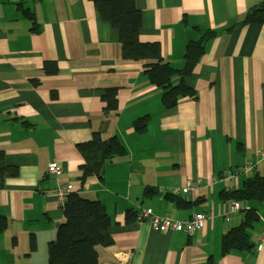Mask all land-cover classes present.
Returning a JSON list of instances; mask_svg holds the SVG:
<instances>
[{
    "label": "crops",
    "instance_id": "crops-1",
    "mask_svg": "<svg viewBox=\"0 0 264 264\" xmlns=\"http://www.w3.org/2000/svg\"><path fill=\"white\" fill-rule=\"evenodd\" d=\"M263 2L135 0L139 40L159 43L177 70L190 42L215 33L185 79L194 96L166 110L163 92L144 75L152 62L124 60L118 31L89 0H0V151L18 170L0 179V216L8 223L0 264H48V244L65 222L59 183L101 202L111 219L112 243L97 247L99 264H264V202H239L259 216L248 231L251 251L221 255L223 236L245 215L230 213L222 193L264 173L256 156L264 146V23L239 25ZM18 6L34 12L36 27ZM47 61L56 62V74H47ZM108 89L117 91L116 113L104 112ZM143 117L150 122L140 135L133 123ZM95 133L117 138L126 154L106 163L102 180L82 182L86 162L77 145ZM246 162L254 165L248 174L224 178ZM52 163L64 167L61 177L48 173ZM187 180L200 185L193 196L177 195L193 203L182 209L171 191ZM140 206L162 218L183 221L203 212L208 220L192 234H160L146 221L126 223V212Z\"/></svg>",
    "mask_w": 264,
    "mask_h": 264
},
{
    "label": "trees",
    "instance_id": "trees-1",
    "mask_svg": "<svg viewBox=\"0 0 264 264\" xmlns=\"http://www.w3.org/2000/svg\"><path fill=\"white\" fill-rule=\"evenodd\" d=\"M89 1L93 3L101 19L118 31L121 56L124 60L152 62L146 67L144 75L152 86L163 92L161 102L166 110L174 109L183 98L194 96V91L186 85L185 79L193 73L205 53L208 41L215 37L214 32L209 31L200 40L190 42L186 46L184 67L177 70L165 61L159 43H143L139 40L142 14L137 9L135 0ZM18 10L36 27L33 11L22 6H18ZM263 23L264 2L249 10L244 19L239 22V25L247 26ZM234 28L235 26L231 27L229 32L233 31ZM32 30H36V28H32ZM44 68L49 75L57 73L56 62L47 61L44 63ZM176 78L179 81L174 83ZM102 101L104 102L105 114L118 111L117 91L115 89L106 90L102 96ZM149 122V117L139 118L134 121L133 128L137 134L141 135L146 131ZM23 125L26 127V122H23ZM77 148L86 162V165L82 166V182L89 176H97L102 180L106 163L117 156L126 154L125 148L117 138L104 141L100 133L93 134L90 141L78 144ZM17 175V168L6 166L3 151H0V179L3 181L5 178H14ZM144 194L150 195L151 192L146 191ZM222 196L230 200L231 205L233 203L240 205L239 202L244 201L264 202V173L248 178L239 190L222 193ZM170 198L171 202L178 208L188 209L192 207L193 203L175 195L173 190ZM141 208L143 206H140L138 211L128 210L126 212V223L139 222ZM240 208L242 211L245 210L241 205ZM62 209L65 222L59 227L56 240L48 244V264H99L97 247L108 246L112 243L109 235L111 219L105 207L99 201H89L82 198L78 193H71L67 196ZM246 210L240 225L223 236L221 242L222 256L232 251H251L252 245L249 243L248 231L254 223L259 221V216L253 209ZM7 225V220L0 216V235L7 229ZM213 263V259L207 262V264Z\"/></svg>",
    "mask_w": 264,
    "mask_h": 264
},
{
    "label": "built area",
    "instance_id": "built-area-1",
    "mask_svg": "<svg viewBox=\"0 0 264 264\" xmlns=\"http://www.w3.org/2000/svg\"><path fill=\"white\" fill-rule=\"evenodd\" d=\"M256 156L260 161H264V147L257 151ZM254 169V165L250 162H246L244 166L237 168V170L230 172L226 175L225 179L234 178L237 175L248 174ZM48 173L54 175L56 178L61 177L64 174V167L57 163H52L48 166ZM200 182L187 181L186 185L182 188L173 189L175 195L193 194L198 190ZM72 185L67 183H59L55 195L63 202H65L67 196L72 193ZM240 205L233 203L230 207V213L240 211ZM208 219L207 214L199 212L194 214L190 219L178 221L169 218H162L155 215L149 208L143 207L140 211L139 222H148L155 232L161 234L168 231L186 232L192 234L193 232L202 229ZM264 246V234L260 239L259 248Z\"/></svg>",
    "mask_w": 264,
    "mask_h": 264
},
{
    "label": "rangeland",
    "instance_id": "rangeland-1",
    "mask_svg": "<svg viewBox=\"0 0 264 264\" xmlns=\"http://www.w3.org/2000/svg\"><path fill=\"white\" fill-rule=\"evenodd\" d=\"M264 147V146H263ZM228 175V174H227ZM230 179H232V178H230ZM187 181H190V180H187ZM187 181L185 182V184H184V186L186 185V183H187ZM194 182V181H193ZM191 196V195H190ZM155 214V213H154ZM156 215V214H155ZM160 217V216H159ZM208 220V219H207ZM205 226H206V224H205ZM205 226L203 227V228H205ZM202 228V229H203ZM201 230V229H200ZM167 233V232H166ZM161 234V233H160ZM163 234H165V233H163ZM262 237V236H261ZM261 239V238H260ZM260 244V243H259Z\"/></svg>",
    "mask_w": 264,
    "mask_h": 264
}]
</instances>
